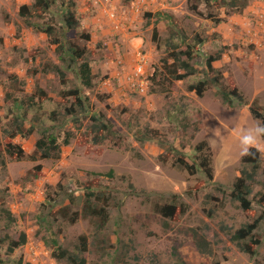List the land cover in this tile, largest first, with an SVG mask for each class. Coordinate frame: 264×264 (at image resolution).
I'll use <instances>...</instances> for the list:
<instances>
[{
  "label": "rangeland",
  "instance_id": "obj_1",
  "mask_svg": "<svg viewBox=\"0 0 264 264\" xmlns=\"http://www.w3.org/2000/svg\"><path fill=\"white\" fill-rule=\"evenodd\" d=\"M74 1L83 16L80 32L92 36L90 42L77 40L87 47L92 60V89L82 86L71 55L63 59L40 30L54 24L65 33L64 41L72 40L62 28L70 0H57L45 20L31 19L35 27L20 16L21 6L34 0H0V209L10 210L16 219L10 223L0 210V239H17L21 232L28 235V243L9 255L6 239L0 259L4 264H18L21 259L24 264H67L54 259L38 235L41 231L49 237L51 229L47 228L53 227L61 244L71 250L79 246L82 236L87 237L91 264H264V220L257 231L262 241L254 256L227 241L226 235L212 236L221 224L235 231L249 220L230 197L244 158L234 130L263 124L252 115L250 105L257 100L264 106V0H249L239 13L211 8L215 20L207 16V9H202V15L192 12V0ZM110 4H116V24L109 15ZM147 14L152 16L148 19ZM172 30L184 31L190 38L204 33L196 58L198 75L178 81L174 92L154 81L145 95L126 90L123 78L133 67V55L138 50L148 55L153 76L167 56L165 44ZM155 31L159 45L154 41ZM222 48V58L214 63L222 74V85H210L202 97L191 92L192 83L217 75L208 70L206 61ZM58 68L66 74L67 84ZM75 87L83 90L88 117L66 112L71 102L62 94ZM223 87L238 88L246 104L225 105L220 94ZM194 102L202 110L204 126L199 132L192 124L197 117L185 110L186 104ZM95 113L103 114L118 132L98 145L86 136L89 118ZM188 121L191 126L185 127ZM153 131L155 139H141ZM64 132H72L73 139L61 158L42 159L37 142L46 133ZM202 141L209 143L214 155L213 183L201 171L191 175L173 159H163L175 147V155L184 153L193 163ZM260 143L264 158V139ZM11 145L22 149V159L7 151ZM34 155L38 161L32 159ZM110 170L115 177L107 176ZM263 171L251 195L254 217L264 214ZM95 178L101 190L112 196L111 218L102 232L91 219L72 222L55 212L65 207H71V213L81 212L84 185ZM176 200L186 211L179 207L175 218L167 220L157 206ZM195 229L208 236L211 253L199 249Z\"/></svg>",
  "mask_w": 264,
  "mask_h": 264
},
{
  "label": "trees",
  "instance_id": "obj_2",
  "mask_svg": "<svg viewBox=\"0 0 264 264\" xmlns=\"http://www.w3.org/2000/svg\"><path fill=\"white\" fill-rule=\"evenodd\" d=\"M191 2L190 9L192 12L202 15L204 14V10L202 9H207L209 12L207 13V16L215 20L216 17L211 13V8L213 9L215 7L224 9L227 13H239L244 11L249 0H192ZM56 4L57 0H34V3L31 5L24 4L21 6L20 16L28 22L31 27H35V23L33 21L30 22V20H45L49 18ZM66 5L68 11L64 17L62 28L67 31L66 35L72 40H68L67 42L64 41L63 34L65 33L61 31L62 34L54 24H48L46 28L40 30L50 37L52 44L57 46V50L60 52L62 58L65 54L71 55V58L78 64L79 77L82 86L84 88L92 89L95 86V74L93 72L92 60L88 56L89 52L87 47L81 46L77 43V40L90 42L92 36L90 33L80 32V27L82 25L81 18H83V16H80L76 11V2L70 0ZM151 16V14H147L146 18L149 19ZM39 28L41 27L39 26ZM203 34L204 33L202 32H198L195 37L190 38L184 31H171V35L165 44L167 56L162 59V67H156V72L152 77V80L157 83L159 87L163 89L170 88V90L174 92L178 90V81L186 80L187 78L196 77L198 75L199 71L198 68H196V58L198 56V48L203 43ZM154 41L159 45L160 38L158 31H155L154 33ZM225 48H222L217 54L211 55L206 61L208 70L217 75L212 79H204L192 83L189 86L191 92H196L202 97L210 85H222V74L214 67V63L222 58ZM57 72L61 75L63 83L67 84L66 74L60 68L57 69ZM41 94L42 98L47 97L45 91H41ZM220 94L223 103L230 108L246 104V99L238 88L227 89L223 87ZM62 96L64 99L69 98L71 102V105L66 108V112L69 115L77 116L79 113H84L86 117H88V106H86V99L84 98L83 90L80 89V87L68 88L67 91L63 92ZM69 100L67 102H69ZM11 110H13V108H11ZM185 110L186 114L191 111V113L197 117V122L192 124H195L193 127L196 132L201 131L204 126L202 121V110L195 102L194 104H186ZM250 111L256 119L261 120L264 124V106H261L256 100L250 105ZM89 122L90 126L87 128L86 136L89 137L93 144H102L108 140L110 136L118 134L116 126L113 125L103 114H93L89 118ZM17 124L21 125V123ZM188 126H191L190 121H188L187 126L185 125V127ZM31 132L32 130L29 131V133ZM156 137L157 134L153 131L152 133L147 132L141 139L147 141L155 139ZM72 139V132H64V135L46 133L45 136L37 142V151L41 153L40 157L42 159H60L63 148L69 146ZM7 151L14 158L22 159L23 151L20 147L13 146L12 148H8ZM173 151H177L175 147H172V151H169V153L163 157L164 161L171 158L180 169L188 171L191 175H195L201 171L209 182H214V155L208 142L202 141L197 145L196 161L193 163L189 162L184 153L175 155ZM32 159L34 161L39 160L38 156L35 155L32 156ZM242 165L241 176L236 179L230 197L233 201L239 203L240 208L244 210L249 220L243 223L241 227L237 228L235 231L231 230L228 226L221 224L220 229H216V231L212 233V236L226 235L227 241L235 244L242 252L254 256L257 253L256 248L262 241L261 237H257V231L264 220V214H261L259 217H254L252 215L253 201L251 199L253 187L258 182L257 176H259V173L264 170V158L261 151H257L255 148L251 149V154L244 156ZM41 167L42 166L39 165L37 168ZM94 175L103 176V174ZM107 176L111 178L115 177L114 170H110ZM98 180V178H95L93 181L85 183L84 188L86 192V200L85 206L81 212L77 211L74 213L72 211L73 213H71V207H65L57 209L55 211L56 215L59 214L64 219L69 218L72 222L79 220L81 217L91 219L94 221L97 231L102 232L111 218L109 206L112 196L106 190H101V184ZM261 201L264 202V194ZM70 202L71 204H74V199L70 198ZM178 205L179 203L176 200L169 204H164V206L158 205L157 210L167 220L174 219L179 212V207H182L181 205ZM0 210L2 216L6 217L10 223L16 222V219L10 210L4 207ZM182 211L185 212L186 209L182 207ZM47 229H51L49 237H44L41 231L38 232V235H41V238L47 247L50 248L54 259L58 261H66L67 264H91L88 257L89 243L87 237L82 236L80 238L79 246L74 250H71L61 244L58 235L53 231V227ZM194 235L199 249L204 253H211L213 245L212 242L208 240V236L201 233L198 229L194 230ZM6 239L9 240V245L6 250V254L8 255L14 254L18 249L28 243V235L26 232H21L17 239L7 236L6 238L0 239V254L2 253V243ZM0 264H4L1 259ZM18 264H24L23 259H21Z\"/></svg>",
  "mask_w": 264,
  "mask_h": 264
},
{
  "label": "clouds",
  "instance_id": "obj_3",
  "mask_svg": "<svg viewBox=\"0 0 264 264\" xmlns=\"http://www.w3.org/2000/svg\"><path fill=\"white\" fill-rule=\"evenodd\" d=\"M110 10H109V15L111 12L116 13V4H110ZM117 14V13H116ZM111 17V16H110ZM119 18V16H117ZM116 18V19H117ZM113 19L111 17V20L115 22V24L118 22V19ZM120 24L118 23V26ZM63 34V33H62ZM64 35V34H63ZM146 58L145 62H141V58ZM133 67H131L130 71L126 73L124 76V84L126 85V90H130L132 93L140 94V95H145L149 92L150 84L152 80V77L148 67H149V57L146 53H144L141 50H138L134 55H133ZM139 64H144L145 67V74L141 77L142 80H144L147 84V89L144 93H141L139 91L133 90L134 88L131 85L130 78H133L134 81H138V78L135 76L136 68ZM94 72V71H93ZM156 72V71H155ZM117 74H120V70L118 69ZM116 74V75H117ZM155 74V73H154ZM89 89V88H86ZM235 134L237 135L241 147V155L242 156H247L251 154V149L255 148L257 151L261 150V143L260 141L264 139V124L257 123L254 127L249 128V129H235L234 130ZM263 156V155H262ZM241 176V175H240Z\"/></svg>",
  "mask_w": 264,
  "mask_h": 264
},
{
  "label": "built area",
  "instance_id": "obj_4",
  "mask_svg": "<svg viewBox=\"0 0 264 264\" xmlns=\"http://www.w3.org/2000/svg\"><path fill=\"white\" fill-rule=\"evenodd\" d=\"M110 16L113 19L117 18V14L115 12H111ZM117 21V19H116ZM145 57L141 58V62H145ZM145 74V67L144 64H139L136 68L135 76L138 78V81H134L133 78H130L131 85L134 88L133 90L139 91L141 93H144L147 89V84L144 80L141 79V77Z\"/></svg>",
  "mask_w": 264,
  "mask_h": 264
}]
</instances>
